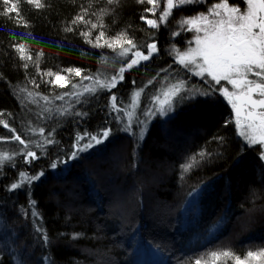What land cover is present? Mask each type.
Returning <instances> with one entry per match:
<instances>
[{"label":"trees","instance_id":"trees-1","mask_svg":"<svg viewBox=\"0 0 264 264\" xmlns=\"http://www.w3.org/2000/svg\"><path fill=\"white\" fill-rule=\"evenodd\" d=\"M46 2L52 7L37 10L24 0L21 14L29 24L27 28L18 25L14 18L8 19L0 15V113H2L0 119L7 121L24 139L31 135L27 132V127L30 121L36 123L35 114L40 109L37 104L30 103L26 99V93L21 92L20 89L32 90L30 78H36L40 83L38 91L41 95L50 98L69 89L41 82L34 65H30L26 71L20 66L22 62L10 48L11 44L26 43L33 56L43 51L44 55L39 61L40 71L51 70L62 75H67L65 70L70 67L95 73L98 68L104 69L99 63L101 54L105 57L113 55L110 49H94L85 44L79 32L73 34L63 31L65 20H70L79 12L80 5L87 7L96 0H46ZM211 2L215 3L218 0ZM123 3L125 6L115 25L111 19H105L106 24L110 26V34L114 35L125 25L131 24L138 42L145 40L148 43L152 42L148 37L154 30L148 29V26L139 19L141 14L151 18L150 13L144 12V8L151 5L146 3L140 5L136 0H123ZM202 3L203 7L197 4L185 7L184 11L173 10L167 26L162 25L153 37L158 44L160 54L150 62H146V68L141 66L139 71L133 70L131 74H126L125 80L112 90L117 95L118 102H122L121 106L131 103L134 89L142 88L155 76L160 70L159 65L167 68L169 64H173V57L168 53L171 43L175 42L178 48L183 49L186 47V40L192 38V33L181 32L179 36L170 40L168 29L179 30L177 21L180 18L195 15L210 6L209 0H202ZM178 67L174 65V68ZM163 75L161 73V77ZM43 79L47 81L49 78L45 76ZM79 79L73 77L74 82ZM133 80L136 82L135 85L132 83ZM192 82L198 83L199 79L193 77ZM156 86L159 87L158 84ZM152 90L150 85L148 94H151ZM108 97L109 94L104 93L90 106L76 105L77 111L89 113L87 117L79 119L76 123L69 116L61 118L57 124L53 116L52 120L45 121L48 125L46 132L56 127V139L61 141L62 147H70L78 131L87 130L96 133L100 131L101 126L108 127L105 119H112V116L106 117L108 109L105 106L108 104ZM140 99L144 101L145 96L141 95ZM220 99L222 102L212 108L195 104L181 111L171 121H167L166 117L153 118L148 122L144 139L139 141V144L128 133L115 132L114 143L104 154H94L79 163L70 162V170L62 173L64 178H57L51 170L46 171L44 177L34 182L31 199L37 202V210L41 215L43 227L51 238V245L37 250L36 255L48 256L50 264H105V261L121 264L126 258H130L133 251L131 239L127 238L133 227L138 229L137 238L142 236L145 240H154L155 243L168 246L159 257L167 260L168 264H174L170 256L172 252L177 256L182 254L194 256L208 250L231 247L236 254L243 256L248 250L264 247V216L259 214L251 227L245 228L242 218L239 224L230 226L219 235L218 239H213L218 233L207 235L204 231L226 205L238 208L239 203L249 196L251 188L258 190L262 188L261 162L255 153L245 152L242 159L238 156L242 141L236 134L234 115L231 106L223 100V97ZM60 103L55 101L56 105ZM39 104L44 105V101L39 100ZM139 114L138 110L137 115ZM112 115L114 116L115 113ZM225 120L231 121L227 129L223 127ZM111 126L115 128V122ZM133 130L139 131L135 126ZM217 134L229 140L224 155L207 164L204 169L188 174L190 179L186 176L181 180L179 164L184 154L198 151L205 146L206 141H211ZM10 136L11 133L0 125V137ZM20 147L22 146L15 141H0V151H18ZM209 147L213 152L218 151L215 143L210 144ZM113 153L119 158L118 161L105 163ZM37 154H40L39 150ZM134 155L140 161L138 169L131 167ZM49 162L42 158L34 162V168L22 167L23 170L34 174L41 168L47 169ZM101 165L106 174L102 177L93 175L92 170ZM19 170L21 166L14 169L6 165L0 171V211L6 209L9 215L18 212L20 205L27 206L29 199L27 186L25 190L16 193L5 190L6 185L18 179ZM200 181L204 182L201 185L203 191L195 198L188 197L187 193ZM204 185L207 187L205 188ZM205 195H207L206 207H202L201 199ZM185 203L187 205L180 214ZM69 205L72 208L71 212ZM192 208H196L199 212L201 208L203 209L201 219L188 215ZM203 211L208 214L203 215ZM183 221L186 222V226L182 229ZM192 225L201 230L200 234L191 235L179 242L178 234L181 237L182 231ZM61 233L64 235L60 236ZM74 233L83 235L74 240L72 238ZM187 239L190 241L195 239L196 245L185 249L183 243H186ZM209 240L212 242L209 243ZM3 244V240H0V248H3ZM105 253L106 255H100ZM0 259H4L7 264V257L3 252H0Z\"/></svg>","mask_w":264,"mask_h":264},{"label":"snow or ice","instance_id":"snow-or-ice-1","mask_svg":"<svg viewBox=\"0 0 264 264\" xmlns=\"http://www.w3.org/2000/svg\"><path fill=\"white\" fill-rule=\"evenodd\" d=\"M23 2L24 0H0V15L8 19L14 18L18 25L29 27L27 20L21 14ZM26 2L37 10L52 7L46 0L43 2L26 0ZM136 3L151 5L145 7L144 12L150 13L153 18H148L144 14L139 17L148 29L154 30L148 37L152 39L150 43L146 40L138 42L131 24L125 25L114 35L110 34L111 29L105 19H111L114 25L117 23L125 6L123 0H96L87 7L82 4L80 11L70 20H65L63 24L65 33L79 32L84 43L90 47L111 50L113 53L111 57H105L103 54L100 56L99 63L105 69L103 71L98 68L95 73H87L81 68L70 67L65 70L67 75L54 73L51 70L41 72L39 61L44 55L43 51L33 56L24 42L10 45L18 60L22 62L20 66L26 71L30 65H34L41 82L69 90L52 98L41 95L38 91L40 83L36 78H30L32 90L20 89L21 92L26 93V99L30 103L37 104L40 109L35 114L36 123L29 122L27 132L31 135L27 139L17 134V130L7 121L0 119V125L11 133L10 137H0V141H15L22 146L18 151H0V171L6 165L14 169L21 166L18 179L6 185L5 190L16 193L25 190L27 186L29 197L27 206L20 205L19 211L14 212L13 215H9L6 209L0 211V230H2L0 240L4 242L0 252L6 255L7 264H50L48 256L36 255L37 250L51 245V238L41 222L37 202L31 199L34 182L44 177L46 171L51 170L57 178H64L62 173L70 170V162L79 163L94 154H104L109 146L113 145L115 132L128 133L139 144V141L144 139L148 122L153 118L166 117L167 121H171L181 111L195 104L215 107L222 102L221 97L231 106L236 134L242 141L238 156L242 159L245 152L255 153L261 162L262 188L260 190L251 188L249 196L239 203L238 208L226 205L204 231L207 235L218 233L213 236V239H218L219 235L230 226L239 224L242 218L243 226L249 228L256 222L257 214L264 216V0H218L215 3L209 0L210 6L205 11L180 18L177 21L179 30L168 29L170 40L179 36L181 32H190L192 38L186 40V47L180 49L175 42H172L168 53L173 57V64H169L167 68H160L142 88L134 89L130 104L121 106L122 102H118L117 95L112 90L125 80L126 74H131L133 70L139 71L141 66L146 68L147 64L144 62H150L160 54L158 44L153 37L162 25L167 26L173 10L184 11L185 6L197 4L203 7L202 0H164L163 10L157 17L160 0H136ZM174 65L179 67L174 68ZM108 67L113 69V74H108ZM161 73L164 74L163 77ZM45 76L49 78L47 81L43 79ZM73 77L80 79L74 82ZM193 77H198L199 82L193 83ZM132 83L135 85V80ZM157 84L159 87L156 86ZM150 85L153 90L148 94ZM226 85H230L231 90ZM104 93L109 94L108 104L105 106L108 109L106 117L112 116L111 120L105 119L108 127L101 126L100 131L96 133L87 130L78 131L70 147H62L61 141L56 139V127L46 132L48 125L45 121L52 120L53 116L57 124L61 118L69 116L74 123L87 117L89 113L77 111L76 105L90 106ZM141 95L145 96L144 101L140 99ZM37 97L44 101V105L39 104ZM55 101L61 103L56 105ZM138 110L139 115H137ZM113 122L115 128L111 126ZM230 125L231 121L225 120L223 127L227 129ZM134 126L139 130L138 132L133 130ZM212 143H215L217 152H213L209 147ZM228 146V138L217 134L211 141H206L205 146L198 151L185 153L179 164L181 180L186 176L190 179L188 174H194L213 160L220 159ZM133 152H136L135 148ZM42 158L50 161L47 169L41 168L34 174L23 170L22 166L34 168V162ZM118 159L113 153L105 163L111 164ZM139 162V158L134 155L131 167L138 169ZM92 174L97 177L105 175L103 165L94 168ZM203 183L200 181L192 187L187 196L193 198L199 196L203 191L201 188ZM186 202L190 203L187 200ZM15 207L14 202L13 208ZM71 211L69 205V212ZM137 232L138 229L133 227L132 232L127 234V238L131 239L133 251L130 258H126L121 264H168L167 260L158 259L168 246L155 243L154 240H145L142 236L137 238ZM81 235L83 234L74 233L72 238L75 240ZM211 242L209 240V243ZM170 256L174 264H264V247L248 250L243 256L236 254L231 247L208 250L194 256L184 254L177 256L172 252ZM0 264H5L4 259H0ZM105 264H114V262L105 261Z\"/></svg>","mask_w":264,"mask_h":264},{"label":"rangeland","instance_id":"rangeland-1","mask_svg":"<svg viewBox=\"0 0 264 264\" xmlns=\"http://www.w3.org/2000/svg\"><path fill=\"white\" fill-rule=\"evenodd\" d=\"M163 5H164V0H160V7L157 9V17H158V15H159V13L163 10ZM193 6V5H192ZM185 7H187V6H185ZM151 18H153V16L151 15ZM146 51V50H145ZM144 63H146V62H144ZM164 65V64H163ZM165 66V65H164ZM160 68H162V65H159L158 66V69H160ZM103 70H105V69H102V71ZM107 72H108V74L109 75H111V74H113V69L111 68V67H108L107 68ZM196 78H198V77H196ZM199 79V78H198ZM227 87H229V89L231 90V86L230 85H226ZM227 102V101H226ZM234 115V114H233ZM162 118H164V117H162ZM234 123H235V118H234ZM208 195V194H207ZM207 195H205V196H203L202 197V199H201V204H202V207H206V201H205V198H206V196ZM188 203V202H187ZM187 203H185V205L183 206V208L181 209V211H180V214L182 213V211L184 210V208H185V206L187 205ZM203 203H204V206H203ZM202 208H201V210H200V212L196 209V208H192L189 212H188V215H191V217H196V219H201V217H202ZM208 213L205 211H203V215H207ZM179 223V222H178ZM185 226H186V222L185 221H183L182 223H181V228L183 229V228H185ZM177 227H179V225H177ZM177 227H176V231H177ZM200 229L198 230V227H196V226H194V225H192L191 227H188L186 230H183L182 231V234H181V237L179 236V234H178V232H176L177 234H178V236H177V238H178V240H179V242H181V240H184L186 237H190L191 235L193 236L194 234H200ZM192 239V238H191ZM188 241L186 242V243H183V246H184V248L185 249H190V247H194L195 245H196V242H195V239H193L192 241H190V239H187ZM159 257H161V256H159ZM159 257H158V259H159Z\"/></svg>","mask_w":264,"mask_h":264}]
</instances>
